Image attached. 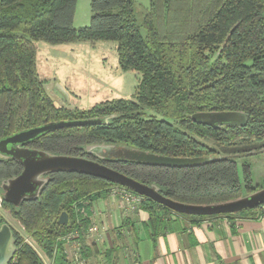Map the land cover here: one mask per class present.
Segmentation results:
<instances>
[{
	"label": "trees",
	"instance_id": "16d2710c",
	"mask_svg": "<svg viewBox=\"0 0 264 264\" xmlns=\"http://www.w3.org/2000/svg\"><path fill=\"white\" fill-rule=\"evenodd\" d=\"M75 2L0 0V139L49 122L98 118L99 123L46 131L24 146L91 159L97 157L87 146L100 144L167 157H211L183 166L98 159L184 204L229 202L264 187L251 183L247 163L242 164V175L237 165V157L264 147V0H150L140 21L136 0H90V22L79 27L72 23ZM37 40L115 41L119 67L139 74L133 97L84 109L57 106L37 74ZM215 111H242L248 121L244 126L213 127L194 117ZM22 169L20 161L0 154L2 205L25 233L11 227L16 264H45L32 244L51 264H71L63 238L73 231L82 238L87 230L80 207L107 196L114 187L139 195L99 176L59 170L44 174L36 195L14 205L4 200L1 183ZM139 196V206L149 214L150 236L179 225L168 218L171 209ZM62 211L68 213L69 224L57 223ZM239 214L258 216L259 206L218 215ZM3 222L0 214V225ZM104 254L109 259L110 252Z\"/></svg>",
	"mask_w": 264,
	"mask_h": 264
},
{
	"label": "crops",
	"instance_id": "0c3cea01",
	"mask_svg": "<svg viewBox=\"0 0 264 264\" xmlns=\"http://www.w3.org/2000/svg\"><path fill=\"white\" fill-rule=\"evenodd\" d=\"M81 212L88 228H97H87L80 238L87 264H264V220L259 216L193 218L173 211L167 216L177 219L178 227L150 236L148 212L111 192L87 202Z\"/></svg>",
	"mask_w": 264,
	"mask_h": 264
},
{
	"label": "water",
	"instance_id": "95a60500",
	"mask_svg": "<svg viewBox=\"0 0 264 264\" xmlns=\"http://www.w3.org/2000/svg\"><path fill=\"white\" fill-rule=\"evenodd\" d=\"M194 117L199 122L212 125L213 127L222 125L244 126L248 121V115L242 111H215L200 113ZM100 121L101 119L98 118L60 120L22 130L1 138L0 154L11 156L12 158L20 161L23 166L22 171L17 176L2 181L1 188L3 190L4 200L14 205H18L22 199L31 198L36 195L40 186L45 181V178L43 177L44 174L62 170L85 173L108 179L181 214L218 215L237 213L264 204V187L239 199L224 203L191 205L173 201L161 195L155 186L141 183L99 162L98 159H102L110 148L116 147L110 144L87 146L86 151L89 153H95V156L97 157L96 159L83 156L50 154L43 150L32 149L24 146V143L49 130L69 126L94 124L99 123ZM102 149H104V151H102ZM120 149H125L126 151V157L121 159H135L138 161L160 165H192L212 159L211 157H167L140 151L134 148L120 147ZM257 151H251L248 154H252ZM31 152L42 153L44 159L40 161H33L29 157ZM57 223L59 225L69 224V215L66 211H62L59 214ZM14 241L11 226L7 222H3L0 225V264H8L12 256L15 254L17 248Z\"/></svg>",
	"mask_w": 264,
	"mask_h": 264
},
{
	"label": "rangeland",
	"instance_id": "374dc122",
	"mask_svg": "<svg viewBox=\"0 0 264 264\" xmlns=\"http://www.w3.org/2000/svg\"><path fill=\"white\" fill-rule=\"evenodd\" d=\"M149 2L150 0H136L135 10L139 21L149 6ZM91 14L90 0H76L73 25L75 27L88 25ZM34 44L36 46L37 74L44 81L47 93L57 106L84 109L116 98L130 99L133 97L139 74L135 70H122L119 67L115 41L76 40L68 43L50 44L43 40H37ZM147 112L153 113L149 110ZM155 115L160 116L157 113ZM206 143L213 145L207 140ZM248 153L237 157L239 174L242 175V164L247 163L251 183L255 186H264V147L252 154ZM29 157L33 161L44 159L40 152H31ZM106 157L125 158L126 151L120 147H113L106 152L103 158ZM80 209L82 208L80 207ZM0 214L11 227L21 234H25L19 222L3 205L0 207ZM27 241L30 243V238H27ZM32 246L45 264H51V260L40 248L35 244Z\"/></svg>",
	"mask_w": 264,
	"mask_h": 264
},
{
	"label": "built area",
	"instance_id": "2783aa9c",
	"mask_svg": "<svg viewBox=\"0 0 264 264\" xmlns=\"http://www.w3.org/2000/svg\"><path fill=\"white\" fill-rule=\"evenodd\" d=\"M111 193L114 195H118L120 199L124 202H135L139 203L141 201V197L139 195L133 194L130 191L122 189L120 187H114L111 190ZM3 204L2 196L0 195V207ZM259 217L264 220V204L259 205ZM96 226L92 225L88 228L90 232L96 231ZM64 240V252L66 253L67 259L71 262V264H87L85 257L82 254V247L80 242L79 232L73 231L63 238ZM17 256L13 255L8 264H16Z\"/></svg>",
	"mask_w": 264,
	"mask_h": 264
},
{
	"label": "flooded vegetation",
	"instance_id": "af4514ba",
	"mask_svg": "<svg viewBox=\"0 0 264 264\" xmlns=\"http://www.w3.org/2000/svg\"><path fill=\"white\" fill-rule=\"evenodd\" d=\"M102 159H108V158L106 157V158H102Z\"/></svg>",
	"mask_w": 264,
	"mask_h": 264
}]
</instances>
